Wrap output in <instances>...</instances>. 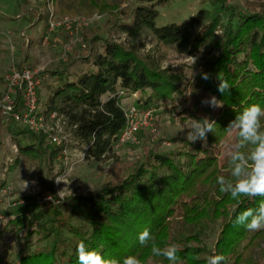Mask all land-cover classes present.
Returning a JSON list of instances; mask_svg holds the SVG:
<instances>
[{
  "label": "trees",
  "instance_id": "obj_1",
  "mask_svg": "<svg viewBox=\"0 0 264 264\" xmlns=\"http://www.w3.org/2000/svg\"><path fill=\"white\" fill-rule=\"evenodd\" d=\"M202 2L185 23L162 26L156 25L155 3L134 7L130 20L121 23L119 14L124 12L118 6H96L99 14L112 16L111 27L127 36L135 38L148 29L159 46L194 57L195 63L187 67L197 72L195 76L186 77V65L162 68L150 55L141 57L96 35L90 43L102 39L103 45L86 68L45 71L38 90L41 86L46 90L43 112L63 116L74 140L97 159L113 147L124 127L120 103L125 95L134 97L138 109L176 112L190 122L215 120V132L208 134L206 145L173 139L180 144L172 151H147L121 182L108 183L94 193L58 199L50 178L52 202L42 200L49 193L41 198L24 196L6 211L3 230L10 231L20 247L15 259L0 256V264H78L76 247L81 241L106 257L122 260L135 255L142 264H169L140 245L137 237L144 228L161 248L179 245L181 264H206L213 250L226 257L223 264H239L244 251L264 238V230L251 232L231 222L233 208L237 213L255 209L262 198L237 203L216 184L220 175L230 178L225 146L236 137L226 132V126L245 107H264V12H250L226 0ZM202 73L209 79H202ZM219 79L229 83L230 94L217 91ZM213 95L222 108L201 103ZM5 129L19 156L47 166L60 154L61 146L51 145L41 133L20 128L14 121H8ZM214 229L216 241L209 248L207 231ZM33 236L45 246L30 249Z\"/></svg>",
  "mask_w": 264,
  "mask_h": 264
},
{
  "label": "rangeland",
  "instance_id": "obj_2",
  "mask_svg": "<svg viewBox=\"0 0 264 264\" xmlns=\"http://www.w3.org/2000/svg\"><path fill=\"white\" fill-rule=\"evenodd\" d=\"M103 3L118 6L124 12L119 14L120 23L130 20L134 7L155 3V9L159 13L156 25L162 26L171 22L185 23L197 12L203 2L202 0H0V97L6 90L4 75L10 68L26 65L41 69L44 74L45 71L49 73L55 69L81 70L90 64L93 54L101 51L102 39L119 42L133 49L141 57L150 55L157 59V63L162 68L186 65L183 67L186 77L197 74L187 67L193 64L190 56L177 52L174 47L159 46L148 29L131 38L117 27H111L112 16L98 13L96 6ZM226 3L250 12H264V0H226ZM35 8L36 11H32ZM51 14L57 21L83 18L87 24L81 25L77 33L63 28L49 33L46 23ZM96 35L102 39L94 44L90 43ZM45 37L46 41H44ZM45 93L46 90L41 86L38 90L40 112L45 110L43 105ZM133 99L134 97L125 95L120 103L122 108L126 109L134 105ZM155 112L156 116L153 119L157 130L155 135L142 130L135 135L133 142L120 144L116 142L99 159L94 158L87 147L74 140L68 124L62 127L61 132L56 133L50 130L52 124L47 121V126L37 131L44 135L45 141L55 145L49 138L51 132V135H57L60 139L68 135V143L62 147L64 153L60 152L47 166L43 161L18 155L14 142L5 129L8 121L12 120L0 114V190L6 189V196L2 198L0 205L1 214L8 221L5 213L17 203L18 199L24 196L41 198L43 193H49L50 178L53 180V191L58 199L69 195L94 193L108 183L121 182L147 151L152 150L154 153L172 151L180 144L173 139L186 138L191 122L182 119L176 112L163 109H156ZM16 124L20 128L26 127ZM15 158L19 159L18 164L12 167ZM59 171L61 173L57 174ZM56 179L69 183L64 181L57 183ZM23 180L29 182L28 188L24 191H22ZM63 189L64 191L59 193ZM42 200L52 202L53 194H47ZM55 203L57 204V201ZM5 223L0 222V256L15 259L20 246L10 231L3 230ZM215 231L216 229L207 231L206 243L209 248L216 241ZM45 244L46 242L39 240L38 236H33L30 249L43 247ZM253 262L264 264V238L257 239L244 251L239 264H253Z\"/></svg>",
  "mask_w": 264,
  "mask_h": 264
},
{
  "label": "clouds",
  "instance_id": "obj_3",
  "mask_svg": "<svg viewBox=\"0 0 264 264\" xmlns=\"http://www.w3.org/2000/svg\"><path fill=\"white\" fill-rule=\"evenodd\" d=\"M191 58L194 64L195 58ZM201 78L207 80L209 75L202 73ZM230 89L226 80L219 79L217 86L219 93L222 95L226 92L230 94ZM201 103L213 109L224 106L221 100L214 95L205 98ZM216 125L215 120L192 118L190 127L186 132V138L192 143L201 141L206 145L208 134L215 132ZM225 130L229 134H235L236 142L225 146L230 178L220 175L216 177V184L221 193L228 195L237 203H241L245 198H262L255 209L249 208L237 213L236 208H233L234 218L231 222L234 226H243L251 232L264 230V107H261L260 104H251L245 107L228 123ZM61 181L64 180L56 179L57 183ZM28 186L29 182L24 181L22 191ZM63 191L64 189L59 193ZM137 238L141 246L150 247L153 256L163 257L169 264H181L178 255L179 245L172 243L163 248L157 246L155 237L148 228H144ZM213 253L206 257V264H223L226 257L223 254H215L214 250ZM76 254L78 264H142L141 259L135 255H128L122 260L106 257L102 252L88 248L83 241L78 243Z\"/></svg>",
  "mask_w": 264,
  "mask_h": 264
},
{
  "label": "built area",
  "instance_id": "obj_4",
  "mask_svg": "<svg viewBox=\"0 0 264 264\" xmlns=\"http://www.w3.org/2000/svg\"><path fill=\"white\" fill-rule=\"evenodd\" d=\"M47 20L46 27L49 33L59 28L77 33L81 25L87 24V21L83 18H67L64 21H57L53 19L52 14ZM44 41H46V37ZM43 79H45V75L41 69L30 68L26 65L10 68L4 75L6 90L0 97V114L5 115L15 123L29 127L34 132L44 129L47 126V121H50L52 124L50 127L51 131H55L56 133L61 132L62 127L67 124L63 116H59L55 112L45 114L43 111H38V87L41 85ZM155 113V109H138L134 105L124 109L125 124L118 136L117 142L119 144L133 142L136 133L140 129L147 130L151 135H155L157 131L153 122L156 116ZM51 134L52 132L49 135L51 142L61 146L60 152L63 154L64 148L62 149V147L67 145L68 135L60 139L57 135ZM5 196L6 189L0 190V205L2 198ZM0 222H7L1 212Z\"/></svg>",
  "mask_w": 264,
  "mask_h": 264
},
{
  "label": "crops",
  "instance_id": "obj_5",
  "mask_svg": "<svg viewBox=\"0 0 264 264\" xmlns=\"http://www.w3.org/2000/svg\"><path fill=\"white\" fill-rule=\"evenodd\" d=\"M35 10L36 11V8L35 9H32V11ZM37 18H38V14H37ZM22 38H25L24 36H22Z\"/></svg>",
  "mask_w": 264,
  "mask_h": 264
}]
</instances>
